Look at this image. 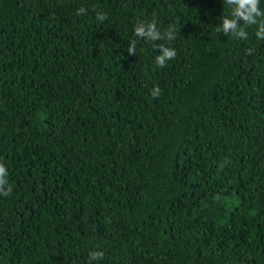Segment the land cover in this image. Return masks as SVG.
Masks as SVG:
<instances>
[{"label": "trees", "instance_id": "16d2710c", "mask_svg": "<svg viewBox=\"0 0 264 264\" xmlns=\"http://www.w3.org/2000/svg\"><path fill=\"white\" fill-rule=\"evenodd\" d=\"M229 13L0 0V264H264V40L221 32ZM152 20L174 39L129 54Z\"/></svg>", "mask_w": 264, "mask_h": 264}, {"label": "clouds", "instance_id": "9594fccd", "mask_svg": "<svg viewBox=\"0 0 264 264\" xmlns=\"http://www.w3.org/2000/svg\"><path fill=\"white\" fill-rule=\"evenodd\" d=\"M262 0H227L230 8V13L220 18L218 28L225 34H230L235 38L247 39L248 26L255 25V36L259 40H264V8L260 7ZM86 12L84 7L77 9L78 14ZM98 18L103 20L104 13H98ZM134 38L130 39L127 52L129 54L136 53V47L139 38H145L150 42L165 39L171 41L175 37V29L170 27L163 33L157 27L156 21H139L133 29ZM159 49V52L154 56V63L157 66H164L166 63L175 58L177 51L174 47L166 46L164 44H153ZM246 51L251 52L252 49ZM159 94V87L154 86L151 95ZM8 172L3 163H0V195L7 196L11 192V187L7 183ZM103 256L102 250H93L89 252L90 260H97Z\"/></svg>", "mask_w": 264, "mask_h": 264}]
</instances>
